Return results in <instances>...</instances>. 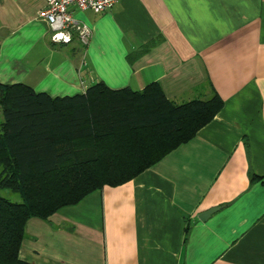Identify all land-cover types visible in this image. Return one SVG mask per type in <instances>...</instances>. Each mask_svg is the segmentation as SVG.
I'll use <instances>...</instances> for the list:
<instances>
[{"label": "crops", "instance_id": "obj_1", "mask_svg": "<svg viewBox=\"0 0 264 264\" xmlns=\"http://www.w3.org/2000/svg\"><path fill=\"white\" fill-rule=\"evenodd\" d=\"M44 0H0V83L50 97L102 82H157L182 103L222 107L188 141L129 181L48 218L30 217L32 264H264V0H119L86 23V44L51 39ZM2 113L0 109V120ZM220 208L201 220L205 211Z\"/></svg>", "mask_w": 264, "mask_h": 264}, {"label": "trees", "instance_id": "obj_2", "mask_svg": "<svg viewBox=\"0 0 264 264\" xmlns=\"http://www.w3.org/2000/svg\"><path fill=\"white\" fill-rule=\"evenodd\" d=\"M222 103L215 91L177 103L157 82L141 90L97 82L71 97L0 83V264H32L19 258L28 218L129 181L191 139Z\"/></svg>", "mask_w": 264, "mask_h": 264}, {"label": "built area", "instance_id": "obj_3", "mask_svg": "<svg viewBox=\"0 0 264 264\" xmlns=\"http://www.w3.org/2000/svg\"><path fill=\"white\" fill-rule=\"evenodd\" d=\"M119 0H44V6L38 16L46 21L51 30V39L57 43H68L75 34L77 39L86 44L90 38V27L73 17L70 6L80 10L101 13L111 8Z\"/></svg>", "mask_w": 264, "mask_h": 264}, {"label": "water", "instance_id": "obj_4", "mask_svg": "<svg viewBox=\"0 0 264 264\" xmlns=\"http://www.w3.org/2000/svg\"><path fill=\"white\" fill-rule=\"evenodd\" d=\"M219 208H220L219 206H217V207H213V208H211V209L205 211L204 213H202V214L199 216V218H200L201 220H204V219H206L209 215H211L213 212H215L216 210H218Z\"/></svg>", "mask_w": 264, "mask_h": 264}, {"label": "rangeland", "instance_id": "obj_5", "mask_svg": "<svg viewBox=\"0 0 264 264\" xmlns=\"http://www.w3.org/2000/svg\"><path fill=\"white\" fill-rule=\"evenodd\" d=\"M12 198L15 199V200L19 199V197L17 195L12 196Z\"/></svg>", "mask_w": 264, "mask_h": 264}]
</instances>
